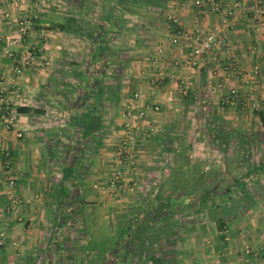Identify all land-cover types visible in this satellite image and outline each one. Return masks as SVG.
I'll return each instance as SVG.
<instances>
[{
    "label": "crops",
    "instance_id": "0c3cea01",
    "mask_svg": "<svg viewBox=\"0 0 264 264\" xmlns=\"http://www.w3.org/2000/svg\"><path fill=\"white\" fill-rule=\"evenodd\" d=\"M250 1L222 0L218 14L185 0H149L146 7H140L141 0L84 1V13L95 15L88 19L91 22L98 24L100 16L105 15L116 20L119 33L110 46L120 44L128 31L132 49L128 56L113 51L107 55L120 72H105L100 78V87L104 98L110 84L105 85V80L112 74L109 79L115 86L118 104L114 107L105 100L102 106L95 104L88 108L82 120L85 125L90 124L92 119L88 115L94 108L100 110L101 116L94 132L80 131L77 139L71 135L77 112L67 102L69 90L76 97L75 87L79 78H83V64L89 54L88 48L86 54L77 49L78 53H72L66 48L76 41L90 42L89 39L53 28L66 17H74L61 12L65 5L61 0H0V264L75 262L73 258L78 253L61 247L62 239L68 238L66 231L78 228V223L84 224L80 228L86 236L84 222L88 210L93 204L101 206V199L108 196V175L115 161L110 143L122 136L121 124L126 122L124 104L131 101L134 93L139 94L135 111L143 105L160 106L152 118L156 136L160 132L166 134L170 122L201 109L203 104L206 108L226 107L222 102L226 92L236 88L239 100L235 107H229V115L233 116L230 120L239 127L247 126L238 116L240 110H245L253 99L260 101L261 131L259 135L250 134L248 140L260 145L264 153V99L258 100V96H264V22L259 32H254L256 22L233 8L235 3L244 7ZM229 10L232 16L225 22ZM27 15L34 17L33 29L27 34L15 31L11 21ZM170 17L177 18L187 30L220 31L230 40V49L211 52L196 64H190L181 39L175 36ZM32 49L38 51L42 64L25 68L21 75L15 76L13 66ZM230 56L236 68H259L260 75L252 82H246L241 74L227 75L223 68ZM79 57L83 64L79 65L82 62ZM123 57L126 60L118 67L117 61ZM62 66L72 68L71 75H64ZM218 83L223 84L221 89ZM182 85L188 89L185 97L180 93ZM3 112L17 114L13 128L3 123ZM112 122L117 124L115 139L105 134L106 126ZM139 144L134 148L138 149ZM66 158L74 160L68 164ZM262 158L261 170L264 155ZM250 217L249 220L245 217V223H253L249 230L251 237L249 241L243 239L250 246L258 244L264 251V215Z\"/></svg>",
    "mask_w": 264,
    "mask_h": 264
},
{
    "label": "rangeland",
    "instance_id": "374dc122",
    "mask_svg": "<svg viewBox=\"0 0 264 264\" xmlns=\"http://www.w3.org/2000/svg\"><path fill=\"white\" fill-rule=\"evenodd\" d=\"M61 1L65 4L62 13L87 23L95 17L84 13L86 0ZM140 5L148 6V0H142ZM84 25L85 29L92 27ZM126 32L120 44L109 46L111 51L128 56L132 42ZM88 45L86 40L76 41L75 47L69 45L66 49L86 54ZM77 59L82 61L80 57ZM124 60L123 57L117 61L118 67ZM115 66L114 60H109L105 72H120ZM68 67L61 68L66 76L72 71ZM111 76L107 75L105 80V85L110 84L105 87L103 100L116 107L118 98ZM69 92L71 102L67 104L72 105L75 98L72 90ZM251 102L258 104V110L247 106L238 115L247 126H237L230 120L233 116L229 115V107L223 106L206 108L203 104L201 109L177 117L178 120L168 124L166 134L153 133L146 141L138 142L140 147L134 148L133 162L123 168L116 160L121 141V136L115 139L117 124L107 125L105 134L115 139L109 147L115 161L108 178L111 184L113 174L122 171L121 178L118 185H107L108 196L101 199V206L93 204L88 210L84 222L86 236L80 228L84 226L82 223L66 231L68 238L62 239L61 247L78 253L73 258L75 262L69 264H81L80 260L85 264H106L107 253L114 255L126 238L135 244L129 264H151V257L161 258L164 264H264L260 246H250L243 239L249 241V230L253 227V223H245V217L249 220L250 215H264V169L259 167L264 153L260 145L243 139L261 131L260 101ZM235 181L241 184L239 189ZM189 195L196 198L177 211L169 212V207H162L163 198L178 196L177 200L185 201L183 198ZM247 248L249 253L245 251Z\"/></svg>",
    "mask_w": 264,
    "mask_h": 264
},
{
    "label": "built area",
    "instance_id": "2783aa9c",
    "mask_svg": "<svg viewBox=\"0 0 264 264\" xmlns=\"http://www.w3.org/2000/svg\"><path fill=\"white\" fill-rule=\"evenodd\" d=\"M38 1V0H36ZM189 4L195 7H207L213 13L218 14L220 12V7L222 5V0H185ZM233 8L243 11L247 14L250 20L256 22L254 26V32H259L261 26L264 22V0H251L246 6H242L239 3H235ZM4 16H8L6 13ZM232 16V10L226 12V17L224 21ZM171 24L175 28V36L181 39V45L186 52V58L190 64H196L199 59H204L213 52L214 54L222 49H230L231 42L228 37L221 33L220 31H207L205 29L196 28L193 30H187L181 27L177 18L169 19ZM13 29L17 32L27 34L34 27V18L31 15H27L21 18H15L12 21ZM213 54V57L215 55ZM13 56V55H10ZM228 64L223 68V71L227 74H241L244 75L246 82L255 81V79L260 75L261 70L259 68L238 69L234 66L233 57L227 58ZM42 64L38 51L32 49L30 54L23 56L20 60L13 66L12 73L15 76H19L23 73L25 68L37 67ZM223 84L218 83V88H222ZM180 93L182 96H186L188 93L187 87L184 85L180 86ZM264 99V96H258V100ZM239 100L238 90L236 88H230L223 99V104L226 107H232L237 104ZM139 101V94L134 93L131 101L125 106L124 117L126 122L123 124V133L121 136V141L119 149L116 152V160L120 164L121 168L125 167L128 163H132L134 158L133 151L134 147L138 142L146 141L149 136L154 133V125L152 123V118L154 114L160 111V106L152 104L150 106L143 105L140 106L136 111L135 105ZM252 109L258 110L257 103L248 104ZM3 123L7 128L11 129L15 126L17 122V114L12 112H3L1 114ZM121 172L117 171L113 174L111 180V185L119 184L118 181L121 178ZM13 185V182H10ZM249 253V249L245 250Z\"/></svg>",
    "mask_w": 264,
    "mask_h": 264
},
{
    "label": "trees",
    "instance_id": "16d2710c",
    "mask_svg": "<svg viewBox=\"0 0 264 264\" xmlns=\"http://www.w3.org/2000/svg\"><path fill=\"white\" fill-rule=\"evenodd\" d=\"M99 20L100 22L97 24L91 21H88L87 23L86 21L78 20L75 17H66L62 24H56L53 26V28L61 32L88 38L90 41L88 45L89 57L84 60L85 69L83 70L84 72H82L83 78H79V82L77 83V87L75 88V90H77V94L75 99L73 100V104L68 105L73 111L77 112L75 116L77 120H74V123L71 126V135L72 137H76L77 139L79 138L78 134L80 131H83L84 133H92L94 132V130H96V122H98V119L101 116V113L99 112L100 110L97 111L94 108L92 112H89L91 115H88V117L92 119L90 122L91 125H85L82 120L85 119L88 108L94 106L95 104L96 106H102V103L104 102L102 88L100 87V78L105 75V71H107V65L109 64L107 55L110 54L111 51L109 47L110 43L117 38V35L119 33V28L117 27L116 20L108 16H100ZM84 24H89L92 27L90 29H85ZM222 125L223 124L220 123V129H222ZM225 133L226 131L222 133L223 136H225ZM228 134H230V132H228ZM227 136L228 138H230L231 135ZM238 138L240 140L242 139L240 137ZM248 139L249 137L245 138L244 140L248 143H251V141ZM66 160L68 161V164H71V161L74 159L66 158ZM234 184L239 189L238 186L241 184L238 181H235ZM177 198L178 196L171 198L166 197L165 199L163 198L162 207L165 209L169 207V212H174L178 210V207L180 208L183 207V205H190V203L192 202L191 200L195 199L196 196L189 195L186 198H183L185 199V201L183 199V201H179L177 200ZM202 199H205V197H203ZM164 201H166L167 203H164ZM127 244L130 246V250H128L130 262L131 253H134L135 250V244L133 242H129ZM149 261L151 264H164L163 260L159 257H151Z\"/></svg>",
    "mask_w": 264,
    "mask_h": 264
},
{
    "label": "flooded vegetation",
    "instance_id": "af4514ba",
    "mask_svg": "<svg viewBox=\"0 0 264 264\" xmlns=\"http://www.w3.org/2000/svg\"><path fill=\"white\" fill-rule=\"evenodd\" d=\"M128 241L131 242V240L124 239L122 244L119 243L120 247L118 248L117 252L112 256H110V255L107 256L106 264H128L129 263V252H128V250H130V246L127 244Z\"/></svg>",
    "mask_w": 264,
    "mask_h": 264
}]
</instances>
